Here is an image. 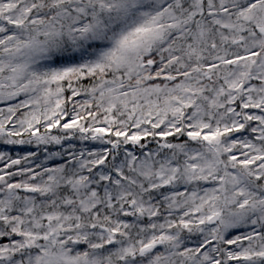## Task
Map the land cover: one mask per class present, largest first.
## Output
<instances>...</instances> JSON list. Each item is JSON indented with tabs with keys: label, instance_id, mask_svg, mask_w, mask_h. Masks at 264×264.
<instances>
[{
	"label": "snow or ice",
	"instance_id": "obj_1",
	"mask_svg": "<svg viewBox=\"0 0 264 264\" xmlns=\"http://www.w3.org/2000/svg\"><path fill=\"white\" fill-rule=\"evenodd\" d=\"M0 264H264V0H0Z\"/></svg>",
	"mask_w": 264,
	"mask_h": 264
}]
</instances>
